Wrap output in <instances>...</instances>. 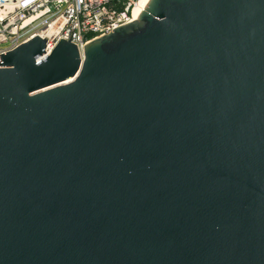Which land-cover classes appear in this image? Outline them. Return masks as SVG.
Listing matches in <instances>:
<instances>
[{"label": "water", "instance_id": "water-1", "mask_svg": "<svg viewBox=\"0 0 264 264\" xmlns=\"http://www.w3.org/2000/svg\"><path fill=\"white\" fill-rule=\"evenodd\" d=\"M148 2L0 54V264H264V0Z\"/></svg>", "mask_w": 264, "mask_h": 264}, {"label": "built area", "instance_id": "built-area-1", "mask_svg": "<svg viewBox=\"0 0 264 264\" xmlns=\"http://www.w3.org/2000/svg\"><path fill=\"white\" fill-rule=\"evenodd\" d=\"M139 0H0V54L47 36L45 55L64 39L81 49L134 20ZM71 33V34H70ZM70 36V38H69Z\"/></svg>", "mask_w": 264, "mask_h": 264}, {"label": "bare ground", "instance_id": "bare-ground-1", "mask_svg": "<svg viewBox=\"0 0 264 264\" xmlns=\"http://www.w3.org/2000/svg\"><path fill=\"white\" fill-rule=\"evenodd\" d=\"M149 0H139L137 7L134 9L133 18L137 19Z\"/></svg>", "mask_w": 264, "mask_h": 264}]
</instances>
